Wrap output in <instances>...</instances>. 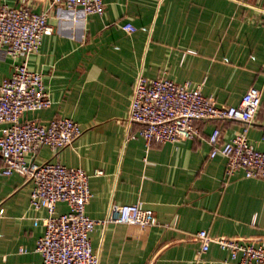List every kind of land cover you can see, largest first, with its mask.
I'll list each match as a JSON object with an SVG mask.
<instances>
[{
	"label": "crops",
	"instance_id": "obj_1",
	"mask_svg": "<svg viewBox=\"0 0 264 264\" xmlns=\"http://www.w3.org/2000/svg\"><path fill=\"white\" fill-rule=\"evenodd\" d=\"M102 15L50 8L53 31L44 34L28 68L39 71L52 104L23 119L66 117L81 134L57 154L41 147L34 160L80 167L89 177L86 213L103 219L109 205L141 202L151 226L106 223L89 234L98 264H231L214 242L199 253L195 238L232 237L264 246V180L243 171L225 174V158L208 157L207 138L241 132L236 121L198 123L191 140L151 142L128 121L133 84L168 78L198 86L217 105L235 106L247 89L260 90L261 107L247 138L264 147V0H103ZM40 12L47 0H0V6ZM131 23L134 32L121 25ZM12 61L0 49V81ZM1 165V164H0ZM101 175H95L96 171ZM31 183L0 173V264H41L35 251L45 209L29 205ZM59 213L67 210L57 203ZM23 249V251H20Z\"/></svg>",
	"mask_w": 264,
	"mask_h": 264
},
{
	"label": "built area",
	"instance_id": "obj_2",
	"mask_svg": "<svg viewBox=\"0 0 264 264\" xmlns=\"http://www.w3.org/2000/svg\"><path fill=\"white\" fill-rule=\"evenodd\" d=\"M46 10L35 12L27 5L0 6V49L11 59L9 74L0 81V173L18 174L32 187L29 205L45 209L43 231L36 239L35 251L41 264H98L89 234L96 225L119 223L140 228L154 225L155 216L141 202L111 204L103 219H93L86 213L90 201L89 175L80 167H66L53 160L36 162L34 156L45 146L53 154L71 145L81 134L77 123L66 117L47 122L23 119L28 112L51 106L39 71L28 68V58L35 54L44 34L51 33L49 10L61 6L80 9L85 14L102 15L103 0H47ZM134 32L131 23L121 25ZM261 107L260 90L250 87L235 106L217 105L198 86L176 83L168 78L145 79L139 75L132 88L128 121L139 124V135L151 142L174 143L191 140L199 133L198 123L210 120L236 121L242 130L229 141L220 143L221 129L215 127L207 141L209 158H225V174L242 170L244 177L264 180V147L257 148L247 138L248 128ZM98 170L95 175H101ZM67 210L59 213L57 203ZM3 210L0 209V213ZM195 238L199 253L206 252L214 242L227 251L231 264H264V246L232 237H210L201 229ZM23 251V249H20Z\"/></svg>",
	"mask_w": 264,
	"mask_h": 264
}]
</instances>
